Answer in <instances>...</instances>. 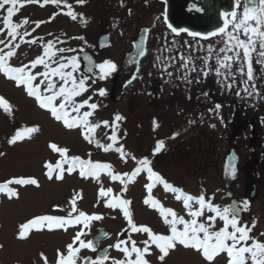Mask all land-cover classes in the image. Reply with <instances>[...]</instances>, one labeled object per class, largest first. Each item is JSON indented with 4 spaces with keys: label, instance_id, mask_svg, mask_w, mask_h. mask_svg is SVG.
I'll list each match as a JSON object with an SVG mask.
<instances>
[{
    "label": "snow or ice",
    "instance_id": "obj_1",
    "mask_svg": "<svg viewBox=\"0 0 264 264\" xmlns=\"http://www.w3.org/2000/svg\"><path fill=\"white\" fill-rule=\"evenodd\" d=\"M75 2L78 5H84L86 0H75ZM240 3L241 0H234L231 11H221L219 16L222 24L206 32L173 27L168 22L167 13H162L164 23L175 36L184 32L194 39L197 37L200 40H209L210 37H219V39L215 41V44L209 43L206 47L199 40L195 45L184 41V46L189 50L186 54L183 49L177 47L178 42L175 39L169 42L165 36L161 49L162 53L175 54L156 58L162 73L161 78H163L164 73L169 77L174 75L172 71H168L169 68H174L176 72L182 73L179 78L189 84L192 83L191 73L198 74L197 83L200 82V74L205 78L209 74H214L217 77V83L229 93L237 87L239 78L240 88L236 92L237 97L243 98L242 93L247 96H252L255 93L257 97H261V92L256 83L257 75L253 61L260 65L261 75L264 76V0H243V10L238 15L236 9ZM28 4L39 5L40 7L51 4L57 8L64 4L68 9L64 13L65 15L69 16L72 21H77L79 17L83 22V14L74 11L72 5L67 4L66 0H0V11L6 13L2 17L3 27L0 28V33L6 32L7 34L6 39H0V45H3L0 47V74L8 81L13 82L15 87L22 89L27 97L34 100L39 109L49 114L50 118L59 122L67 130H75L88 144L94 143L95 133L98 129L110 130L111 134L107 135V140L110 142L103 144L95 141L94 146L105 153L115 151L126 162L125 146L120 144L119 147H115L122 139L119 135V122L123 117L115 115L112 122L95 120V114L101 106L97 102H93V97L95 95L104 97L107 90L100 88L89 94L97 79L106 80L118 71L117 64L110 59H105L100 63L92 62L86 53L82 57L79 55L84 51L83 49H79L78 52L77 49L70 47H57V45L65 44L66 41L52 33H48V35L53 36V39L47 40L46 43L43 42V37L25 40V37L32 36L42 24L50 23L56 15H59L57 12L53 13L47 21H33L34 27L30 25L27 17L19 22H13L14 16ZM189 11L202 13L204 9L194 0ZM129 14H131L130 9ZM149 31L148 28L143 29L144 36L138 43H134L133 47L136 51L134 55H130V63L136 65L137 72L139 71L140 58L146 55L145 42ZM241 35L244 37L243 39ZM18 39L28 45H35L37 40H40L41 54L30 59L27 63L21 61L18 65L12 64L11 61L14 58L19 60L17 49L21 47V44L14 43ZM72 39L85 40L83 36L72 37ZM169 43L172 47H169ZM216 45H221L218 50ZM204 51L207 52V55H195L196 52ZM57 53L60 55L58 59H55ZM65 53L77 54L64 55ZM81 59L90 61L87 74L79 72ZM198 60H203L202 66L197 64ZM213 62L215 66H213ZM52 64L56 66L52 67ZM38 66H42L43 70L38 71ZM74 73L77 74L74 75ZM136 78L134 73L131 79L126 81L125 87ZM89 80L91 83H88ZM250 83L251 92L248 91ZM203 95L207 96L208 93H203ZM220 108L221 105L217 103L214 109L208 111L218 114ZM0 110L9 116L14 114L13 104L3 95H0ZM219 118L223 120L222 117ZM211 126L215 127V125ZM40 131L39 126L18 129L7 140V144L13 146L26 139L31 140L33 134H38ZM175 135L178 134H174L173 138ZM124 136L126 137V132ZM47 147L52 153L59 155V159L55 161L45 160L42 164L43 175L48 181L64 182L66 176H71L78 171L79 177L84 180L91 178L100 185L97 204L94 207H100L102 204L109 210L119 209L127 221V227L117 234L118 238L115 244L109 246L122 253L123 258H111V264H153L154 260H158L160 264H167V258L170 257V254L181 248L194 251L202 258L204 264H221V262L223 264H249V262L250 264H264V242L251 235L257 227L258 221L253 219L250 225L241 222V214L250 210L249 201L237 202L233 200L231 204L222 207L213 202L215 193L209 196L206 189H202L199 196L185 193L155 171L147 157L137 160L135 156H132L131 159L136 161L137 166L130 172L117 173L110 163L92 162L91 159L85 160L79 155L70 154L71 149L66 145L62 146L56 142H50ZM163 148L164 141H158L153 150V155L161 152ZM5 156L6 153L0 151V157ZM88 156L90 157L91 153H88ZM236 171V158L234 154H231L226 161L225 178L235 179ZM101 173H106L112 181H119L123 186L121 192H126L128 184L135 182L136 177L145 174L147 183L143 187L148 194L144 197L143 204L158 212L159 218L167 226V232H157L146 224L135 222L130 207L132 201L122 198L121 195H113L111 187L105 188L101 181ZM158 185H161L166 193H173L177 201L183 202L185 215L190 219H186L185 215H178L171 207H164L160 200L154 198L152 192ZM31 186L41 187L36 177L14 176L0 182V194H4L8 200H18L20 189ZM227 195L230 197L231 193ZM77 198L83 199L82 191L76 192L67 202L71 206L68 211L58 204L52 206V213L66 212L64 215H35L21 223L16 238L20 241H26L31 238L32 234L44 230L68 232L70 228H75L77 230L71 238V242L55 250L54 260L51 264H104L110 259L108 248L97 252L99 246L95 240L83 239L88 235L85 230L90 229L93 221L102 220L103 214H89L80 210L77 207ZM112 218L115 219V216ZM218 221L222 223V226L217 227ZM125 233H127L126 236ZM133 233L141 235L142 238L139 243L137 239L133 238ZM102 235L108 236L109 234L102 233ZM260 236H264V232H261ZM120 237L124 238L121 239ZM3 247L4 245L0 244V249ZM83 249L97 252L96 258L81 256L80 253ZM38 255L42 264H50L45 253L40 252Z\"/></svg>",
    "mask_w": 264,
    "mask_h": 264
},
{
    "label": "rangeland",
    "instance_id": "obj_2",
    "mask_svg": "<svg viewBox=\"0 0 264 264\" xmlns=\"http://www.w3.org/2000/svg\"><path fill=\"white\" fill-rule=\"evenodd\" d=\"M66 3L71 4L73 10L77 13L83 14V22L79 17L77 21H72L69 16L65 15L64 13L68 9L64 4H61L59 8L51 4L44 7L33 4L25 5L14 16L13 22H19L27 17L30 25L34 27L33 21H47L53 13L58 12L59 15H56L50 23L42 24L32 36L25 37V40L43 37V42L46 43L47 40L53 39V36L48 35V33H52L54 36H59L66 41L65 44L57 45V47H70L77 49L78 52L79 49L89 51L94 56L96 63L110 59L119 68L124 53L130 49L129 40L134 36L131 33L132 31L120 26L109 30L108 27H110V23L114 19L106 13L102 15V12H98V9H96L98 3L88 4L89 7L94 6L92 11L88 10V7L85 8V4L78 5L75 0H66ZM5 14V12L0 11V28L3 27L2 17ZM115 21L117 23V20ZM102 28H108L111 41L107 49L98 51L96 40L101 35ZM6 35V32L0 33V39H6ZM79 36H83L85 40L72 39V37ZM14 43L21 44V47L17 49L19 60L14 58L11 61L14 65H18L21 61L27 63L42 52L40 40H37L35 45H28L19 39ZM0 47H3V45H0ZM5 50L7 51V49ZM76 54L65 53L64 55ZM59 55L57 53L55 59H58ZM55 66V64H52V67ZM37 70L42 71V66H38ZM116 73H113L106 80L97 79L96 83L92 85L89 94L100 88L107 90L104 97H99L98 95L93 97V102H97L101 106L95 114V120L112 122L115 115L123 117L119 122V135L122 139L115 147H119L120 144L125 146L126 162L115 151L105 153L95 148V141L103 144L110 142L107 140V135L111 134L110 130L98 129L95 133L96 140L93 144H88L75 130H67L59 122L50 118L49 114L39 109L34 100L27 97L22 89L15 87L13 82L8 81L0 74V95H3L14 106V114L12 116L0 110V151L6 153L5 157H0V182L14 176L24 175L36 177L41 184L40 188H35L34 186L21 188L18 200H8L4 194H0V244L4 245L3 249H0V264H42L38 255L40 252L45 253L51 264L54 260L55 250L71 242V238L77 229L70 228L68 232L63 230L51 232L44 230L43 232L32 234L31 238L26 241H20L16 238L18 227L35 215L66 214V212L52 213L51 208L53 205L58 204L66 211L70 210L71 206L67 202L76 192L82 191L83 195L82 200L77 198V207L80 210L89 214H103L102 220L93 221L90 229L85 230L88 235L83 237V239L90 240L100 229H106L110 232V235L101 243V246L114 245L118 238L117 234L127 227V221L123 218L119 209L109 210L102 204L100 207H94L97 204L100 185L91 178L84 180L75 172L71 176H66L64 182H50L46 179L43 175V162L45 160L55 161L59 159V155L52 153L47 147L50 142L70 147V154L79 155L82 159H91L92 162L110 163L113 166V170L117 173L130 172L137 166L136 161L131 159L132 156H135L137 160L147 157L155 171L160 173L170 184L182 189L185 193L199 196L202 189H206L209 196L215 193V200L213 201L215 204L222 207L228 205L229 200L224 197L225 189L221 180L222 162L219 161L221 157H224L227 147L223 144H218L215 147L202 145L201 158L196 157L194 152L197 151V146L194 143H190L187 138L192 131L185 133L184 130H172L159 125H150V116L145 111V108L140 107L141 110H135L131 107L127 95L122 100L120 98L117 102L109 101L108 95ZM76 74L74 73V75ZM88 83H91V80ZM130 94L129 96H131ZM32 126H39L41 131L38 134H33L31 140L26 139L13 146L7 144V140L11 135H14L16 130ZM125 132L126 137L124 136ZM174 134L178 135L173 138ZM158 141H164V148L158 154L153 155V150ZM168 146L172 149L171 151L167 149ZM88 153H91L90 157ZM101 181L105 188L111 187L113 189V195H121L122 198L132 201L130 207L135 222L146 224L157 232H167V226L159 218L158 212L143 204V199L148 194L143 187L147 183L145 174L136 177L135 182H130L126 192H121L123 186L119 181H112L106 173H101ZM229 191L233 193L234 197L238 198V201H243L241 191L233 192L232 189ZM152 195L160 200L164 207H171L178 215H185L183 202L177 201L173 193H166L161 185L153 189ZM263 199L264 194L252 205L251 209L253 213L256 212L260 219H264V213L258 212V209L264 205ZM252 215L249 216L247 221L250 224ZM113 216H115V219L112 218ZM247 217L245 216L242 220ZM185 218L190 219L186 215ZM220 226H222V223L220 224L218 221L217 227ZM257 229L256 227L253 230V236H255V233H259ZM126 235L127 233H125ZM132 236L137 239L138 243L142 238L140 234L136 233H133ZM120 238L123 239L124 237ZM80 255L89 256L93 254L88 249H83ZM109 257L110 259L104 264H111V258H123V254L111 247ZM153 264H160V262L154 260ZM167 264H204V261L194 251L181 248L170 254V257L167 258Z\"/></svg>",
    "mask_w": 264,
    "mask_h": 264
},
{
    "label": "flooded vegetation",
    "instance_id": "obj_3",
    "mask_svg": "<svg viewBox=\"0 0 264 264\" xmlns=\"http://www.w3.org/2000/svg\"><path fill=\"white\" fill-rule=\"evenodd\" d=\"M94 2L98 3L96 6L98 12H102V15L106 13L114 19L108 27L109 30L120 26L132 31L134 36L129 40L130 49L133 38L142 29H150L146 41V55L140 61L139 71L136 74L137 78L125 88L121 100L127 95L131 107L135 110L144 107L150 116V125H159L172 130H184L185 133L192 131L187 138L190 143L197 146V151L194 152L196 157L201 158L202 145L214 147L218 144L225 145L227 151L224 157L233 151L237 159V173L236 180L230 189L233 192L241 191L243 201L247 200L250 203V210L241 214V222L250 225L247 221L249 216L253 214L250 218L258 221L257 231L259 232L254 235L264 242V236H260V233L264 232V219H260L256 212L251 211L252 205L264 194V98H261L264 97V76L261 75L260 65L253 61L257 75L256 83L261 92V97H257L255 93L252 96L242 93L243 98L237 97L236 92L240 88L239 78L237 87L231 93L221 88L214 74H209L207 78L200 74V82L197 83L198 74L191 73L192 83L189 84L179 78L182 73L176 72L174 68H169L168 71H172L174 75L169 77L164 73L163 78H161L162 73L156 58L175 54L162 53L161 49L165 36L169 42L175 39L178 42L177 47L183 49L186 54L189 50L184 46V41L195 45L199 40L206 47L209 43L215 44L219 37L200 40L199 37L194 39L184 32L175 36L164 23L161 14L165 13V4L161 0H86L85 8L88 7V10L92 11L94 6L89 7L88 4ZM210 2V21L215 17V27L220 26L222 24L220 12L231 11L234 0H210ZM129 9L131 14H129ZM236 10L238 15L242 12L243 0ZM108 28H102L101 34L107 33L109 35ZM211 29L213 28L210 27L209 30ZM241 38L244 37L241 35ZM110 41L109 35V45ZM220 46L216 45L217 50ZM169 47H172L171 43H169ZM195 55L205 56L207 52H196ZM197 64L202 66L203 60H198ZM213 66H215L214 62ZM248 91H252L251 83L248 86ZM128 92L131 93V96ZM203 93H208V95L205 96ZM189 97L191 98L189 99ZM217 103L221 105L219 113H210L208 110L214 109ZM219 117H222L223 120ZM190 121L192 123H189ZM211 125H215V127ZM167 144L169 145V143ZM169 147L167 149L171 151L172 149ZM224 157L219 160L222 162L221 168ZM253 191L255 196L250 201L248 195ZM231 194L232 198L240 202L238 198L233 196L232 192ZM258 210L259 213H264V205ZM245 216L248 217L242 220Z\"/></svg>",
    "mask_w": 264,
    "mask_h": 264
},
{
    "label": "water",
    "instance_id": "obj_4",
    "mask_svg": "<svg viewBox=\"0 0 264 264\" xmlns=\"http://www.w3.org/2000/svg\"><path fill=\"white\" fill-rule=\"evenodd\" d=\"M165 4V12L168 16V21L176 28H187L192 31H199V32H206L209 30L210 27L215 28V17H213L210 21V13H211V2L210 0H195V2L204 9V12L197 13L194 11H189V8L192 6L194 0H161ZM144 36L143 29L138 33V35L133 38L131 42V49L127 51L120 63V67L115 75L113 80V85L109 91L108 99L111 102H117L124 93L125 90V83L126 81L130 80L132 75L135 73L137 74V67L135 64L130 63V55H134L136 49H134V43H138L140 39ZM147 41V39H146ZM109 46V35L107 33L101 34L96 40V48L98 51H102L107 49ZM145 49H146V42H145ZM87 54L92 62L96 63L94 56L89 51H83L79 53L82 57L84 54ZM143 58V57H142ZM139 60V64L141 59ZM90 66V61H84L83 59L80 60V73L87 74V67ZM234 154L233 151H230L223 160L222 168H221V180L223 182V187L225 189L224 197L229 200L228 205L232 203L233 200L237 201L236 199L232 198V194L229 197L227 194L230 193L229 189L235 182V179H226L225 178V165L226 161L228 160L229 156ZM235 155V154H234ZM236 158V156H235ZM236 166H237V159H236ZM237 170V168H236ZM237 173V171H236ZM255 193L254 191L248 195V199L252 201L254 199ZM102 233L110 232L106 229H100L90 240H95L98 244V251L108 248V255L110 252L111 247L110 245L101 246V243L109 237L103 236ZM90 251V250H89ZM93 255H89L88 257H92L93 259L96 258L97 252L90 251Z\"/></svg>",
    "mask_w": 264,
    "mask_h": 264
},
{
    "label": "trees",
    "instance_id": "obj_5",
    "mask_svg": "<svg viewBox=\"0 0 264 264\" xmlns=\"http://www.w3.org/2000/svg\"><path fill=\"white\" fill-rule=\"evenodd\" d=\"M96 140V139H95ZM78 172V171H77Z\"/></svg>",
    "mask_w": 264,
    "mask_h": 264
}]
</instances>
